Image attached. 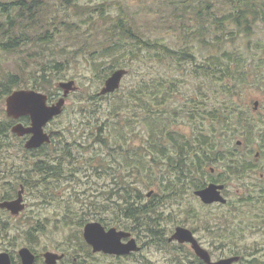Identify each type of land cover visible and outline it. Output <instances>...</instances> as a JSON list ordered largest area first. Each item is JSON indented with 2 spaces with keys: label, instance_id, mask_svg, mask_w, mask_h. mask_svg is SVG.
I'll list each match as a JSON object with an SVG mask.
<instances>
[{
  "label": "trees",
  "instance_id": "trees-1",
  "mask_svg": "<svg viewBox=\"0 0 264 264\" xmlns=\"http://www.w3.org/2000/svg\"><path fill=\"white\" fill-rule=\"evenodd\" d=\"M159 7L153 29L160 33L177 31L182 36V48H173L162 38L144 37L139 30L140 24L129 19L123 4L118 5V12H110L111 19H104L103 12L115 8V2L112 1L81 4L78 0H0V102H4L5 97L14 89L30 87L47 91L52 74L55 78L65 76V68L70 66V62L81 57L90 63L91 70H105L102 76L104 79L113 70L125 66L117 58L122 54L121 51L130 53L125 55L138 62L146 59L169 67L172 65L174 73L181 69L182 64H190L193 75L208 79L210 92L215 89V84L224 83L225 79H229L235 87H264V62L249 61L238 52L220 48L227 41L248 37L257 27H264V0H161ZM65 10H68L69 17L56 12L65 13ZM98 18L104 19L103 24L102 21L98 23ZM92 36H95L94 40ZM54 38L63 42L59 51H55L56 56L63 57L45 58L28 68L27 58L42 56L46 49H50L49 44ZM192 40L197 41L201 48L208 49L203 59L195 54L196 50L191 47ZM10 60L12 69L4 68L3 63ZM167 75L141 82L138 94L142 93L143 96L137 94L134 98L137 104L142 102L140 107H146L149 113H158L163 118L167 117L163 115L165 112L153 107L164 105L180 89V82L173 79L174 75ZM220 89L231 99H223L217 106L210 105L213 97L208 94L203 96L195 93L185 97L183 111L191 122L190 133L181 134L172 129L157 131L148 122V138L152 139L149 146H142L143 150L137 152L119 144L116 145L120 149L118 157L112 155L111 162L107 160L104 164L105 159L102 157L96 160L95 174L104 176L103 172L111 175L112 183L106 188L104 186L101 192L100 208L103 213L115 215V226L136 232L143 228L146 234L160 237L159 241H166L165 235H160L161 221L167 218L163 208L165 202L185 193L187 188L196 190L203 187L207 179H220L219 174L211 173V168L217 170L223 166L234 176L244 175L242 172L250 161L240 157L238 152L241 146L251 141L253 135L258 138L259 147L264 145V114L246 111L232 99L233 94L229 89L223 86ZM46 93L50 98L51 93ZM173 114L176 116L178 113ZM19 120L27 123L28 117L23 116ZM13 122L9 117L0 120V148L7 147L10 141L8 138L15 135L10 131ZM165 135H169L170 147L161 141ZM52 139L51 134L50 143L36 150L52 145ZM99 140L105 146V139L100 137ZM237 141H240V145ZM67 147L64 144V150L70 154L65 149ZM260 156H264V150H261ZM53 162L56 161L49 158L33 162L23 159L21 163L7 161L2 171L12 172V181L16 183L10 185L3 197L6 193L11 195L15 192L17 182L32 188V185L39 182L45 181L48 184L58 179L62 173L60 164L63 166L64 161L60 159L57 163ZM155 165L160 170L159 175L154 173ZM131 175L132 179L124 178ZM172 176L175 181H172ZM136 178L138 181L157 178L161 181L162 194L157 196L153 191L148 197L147 193L138 188ZM47 198L49 202L51 196L47 194ZM186 214L191 219L197 216L194 210L192 214L187 210ZM229 219V216L218 219L216 226L220 234L216 236H222V229L228 226L224 221ZM79 220V226L82 227L85 220ZM95 220L110 226L101 215ZM34 230L40 231L42 226L37 222L26 231L31 236ZM69 243L73 244L71 240ZM229 251L231 255H238L233 248ZM195 258L198 263L203 262Z\"/></svg>",
  "mask_w": 264,
  "mask_h": 264
},
{
  "label": "rangeland",
  "instance_id": "rangeland-1",
  "mask_svg": "<svg viewBox=\"0 0 264 264\" xmlns=\"http://www.w3.org/2000/svg\"><path fill=\"white\" fill-rule=\"evenodd\" d=\"M78 1L81 4H92V2L94 4L102 0ZM108 1L115 2V8L104 11V19H111L110 12H118V5L123 4L129 19L140 24L141 29L139 30L144 37L162 38L171 47L182 48L180 40L182 36L177 31L160 33L153 29L158 18L161 0ZM54 8L60 9L56 6ZM56 12L61 16L69 17L68 10H65V13ZM104 19L98 18V23L102 21L101 24H103ZM131 23L136 28V25ZM95 36H92L91 39L94 40ZM62 43L61 40L54 38L49 44L50 49H46L42 56L27 58L28 68L37 62H42L45 58L55 57L57 54L55 51H59ZM220 46V48L224 47L233 53L238 52L241 56L244 55L249 61L264 62V27L259 26L248 37H238ZM191 47L196 50L195 54L198 58L203 59V56L208 53V49L201 48L197 41L192 40ZM121 52L122 54L117 58L125 64L122 67L127 69V73L122 78L119 88L111 94H107L106 97L100 95L99 92L109 75L102 79L105 70H91L90 63L84 57L70 62V66L65 68V76L55 78L52 74L51 84L47 89L51 93L50 102L62 96V89L57 86L59 81L74 79L77 86L66 96L62 113L45 126L44 130L52 134V145L26 151L25 138L14 133L13 137L8 138L10 141L7 147L0 148L1 192L16 183V181H12V175H14L12 172L2 171L6 167L4 164L7 161L21 163L23 159L33 162L37 159L47 158L56 161L53 163H57L60 159L61 162L64 161L63 166L60 164L62 173L58 179L49 181L48 184L45 181L39 182L32 185V188L31 186L26 187L23 193L26 207L21 212L19 211L17 216L0 211V250L6 248L17 250L20 246L26 245L40 255L44 251L64 253V257L57 264H200L191 248L177 245L176 241L174 244L171 243V246L145 243L140 252L126 257L92 252L90 246L82 239L84 225L79 226L81 221L79 218L85 220L86 223L97 221L95 218L101 215L110 226L116 224L114 223V214L101 212V192L104 186L106 188L112 183V180L109 173L107 175L102 172L104 176L95 174L96 160L102 157L105 159L104 164L107 160L111 162L112 155L118 157L117 153L120 152V149L116 145L119 144L124 148L129 147L130 151L136 150L137 152L143 150L142 146H149L152 139L148 138L150 132L148 122H151V127H156L157 131L172 129L181 134L190 133L191 122L185 117L183 103L186 96L195 93H201L203 96L208 94L213 97L210 99V105L217 106L218 102L228 99L220 89L223 86L232 92L231 97L239 107L250 113L261 114L264 112V87L250 85L235 87L229 79H225L224 83L215 84V89L213 88L210 92L208 79L204 76L193 75L190 64H182L181 69L174 73L172 65L169 67L166 64L161 65L146 59L138 62L125 55L130 53ZM56 57L60 59L63 56ZM3 67L12 69L11 60L5 61ZM167 74L174 75L173 79L180 82V89L164 105L153 107V109H161L162 112H165L163 115L167 117L163 118L158 113H149L146 107H140L142 102L137 104L134 98L138 94L141 82H147L149 79L155 80L161 76L166 77ZM214 90L215 94L212 95ZM47 91L42 92L47 94ZM138 95L143 96L142 93ZM255 101H257L256 108L259 110L256 113L253 111ZM173 113L178 114L173 116ZM5 117H7L5 102H0V120ZM99 129L102 131L100 132ZM168 136L165 135L161 139L166 147H170ZM100 137L105 139V146L100 142ZM241 137L243 136L241 135ZM252 137L251 141L243 148L264 150V145L259 147L258 138L255 135ZM64 144L68 145L65 149H68L70 154L64 150ZM246 160L254 161L253 155ZM258 162L257 170L247 171L240 178L225 176L228 180L225 184L224 195L230 202L226 206H202L193 190L188 188L185 193L165 202L163 208L167 218L161 221L162 235L167 238L172 235L177 225H183L194 230L195 236L209 250L213 259L230 257L229 249L233 248L241 258L232 264H264V157ZM158 171L160 172L155 165V175H159ZM260 176L263 178L262 181H259ZM124 178L132 179L133 175ZM171 178L172 181H175L174 176ZM136 181L138 188L143 193L146 194L152 190L157 196L162 194L161 181L157 178L152 181H138L136 178ZM167 182L164 181V183ZM20 183L22 182H17L15 185V196L18 189L20 190ZM47 194L51 196L49 202ZM187 210L191 214L193 210L196 211L197 216L191 219L186 214ZM222 216L230 217L229 220L224 221L228 226L225 230L222 229V236H216L220 234L216 223ZM37 222L42 226V230H34L30 236L26 230L35 226ZM221 223L219 222V224ZM131 232L141 243L144 240L147 241L143 238L147 237L144 235L143 228H140L138 232ZM69 240L73 243L72 245Z\"/></svg>",
  "mask_w": 264,
  "mask_h": 264
},
{
  "label": "water",
  "instance_id": "water-1",
  "mask_svg": "<svg viewBox=\"0 0 264 264\" xmlns=\"http://www.w3.org/2000/svg\"><path fill=\"white\" fill-rule=\"evenodd\" d=\"M127 73L125 68H117L113 70L105 79L99 94L104 95L117 90L121 84L122 78ZM57 86L62 89V96L57 100L49 102L48 95L31 88L14 89L5 97V113L8 117L15 120L22 116L29 117V124L22 122L14 123L11 131L18 136L29 135L24 142L26 149L38 148L43 144L51 141L50 134L44 129L46 124L55 116L61 114L65 105V98L70 91L77 88L75 80H61ZM256 107L257 101L254 102ZM239 144V141L237 142ZM223 184L210 182L206 186L194 191L203 203L226 202V198L222 195L221 190ZM149 192L148 194H150ZM21 190L17 198L13 200H5L0 202V207L10 210L12 214H17L24 206L21 204ZM130 232L117 229L116 227L105 228L98 221L87 222L83 227V237L85 241L92 247L93 252H103L107 254L125 255L131 251H136L139 246L135 238L130 237ZM124 238H128L123 241ZM169 240L178 242H189L197 256L204 260L207 264H232L239 259L238 256L222 257L217 260H211L210 255L194 237L192 231L184 226H176ZM22 264H33L35 255L27 247L19 250ZM46 264H56L63 257V254L46 251L43 254ZM0 264H10L9 256L5 252H0Z\"/></svg>",
  "mask_w": 264,
  "mask_h": 264
},
{
  "label": "flooded vegetation",
  "instance_id": "flooded-vegetation-1",
  "mask_svg": "<svg viewBox=\"0 0 264 264\" xmlns=\"http://www.w3.org/2000/svg\"><path fill=\"white\" fill-rule=\"evenodd\" d=\"M253 111L256 113V112H258L259 110L256 108V107H253ZM264 114V112H262L261 113V115H263ZM238 145H240V144H238ZM238 154H239V156L240 157H243V159H246V158H248V157H250L251 155H253V157H254V161H250V163H249V165H248V167H245L246 169L244 170V172H242L243 174H246V172L247 171H255V170H257V168H258V166H259V162L258 161H260V159H262L264 156H260L261 155V149H256V148H252V149H250V150H248V148H246V149H244L242 146L240 147V149H239V152H238ZM215 169H212L211 168V173L213 174V175H216V174H219L220 175V179H218V180H214V179H207V182H206V184H205V186L208 184V183H210V182H213V183H218V184H223L224 185V188L221 190V193H222V195L227 199V201L225 202V203H221V202H212V203H209V204H207V203H203L197 196H196V198L199 200V202L202 204V206H205V207H208V206H212V205H219V206H226L227 204H228V198L224 195V193H225V191H226V187H225V184L226 183H224V182H217V181H227L228 180V178H226L225 176L227 175V176H234L233 174H231L230 173V171H228V168L227 167H223V166H221V167H219V169H217V170H215ZM261 176H262V173L260 174ZM259 177V181H262L263 180V178L262 177ZM236 177H238V178H240L239 176H236ZM7 183V182H6ZM8 184V183H7ZM9 189V188H8ZM8 189H6V190H8ZM20 190H21V196H22V202H21V204L24 206V208L26 207V202H25V199H24V195H23V193H24V191L26 190V186H24L23 184H21L20 183ZM5 192V191H4ZM4 192H1L0 191V202H2V201H5V200H13V199H15V198H17L18 197V195H19V189H18V191L16 192V196L14 195V192L11 194V195H9V194H5L4 195V197H3V194H4ZM148 197H149V195H147ZM24 208L22 209V210H24ZM21 210V211H22ZM0 211H3V212H5V213H9L10 215H12V216H17L20 212H18L17 214H12L11 212H10V210H8V209H6V208H2V207H0ZM222 224V223H221ZM115 226V225H114ZM177 226H183V225H177ZM115 227H119V226H115ZM186 228H188V227H186ZM220 228V227H219ZM120 229L121 230H124V231H128V232H130V237H133V238H135V240H136V242H137V244H138V246H139V249L138 250H136V251H131L129 254H125V255H121V256H117V255H111V256H115V257H126V256H129V255H134L135 253H138V252H140L142 249H143V245L146 243V244H151V243H153L154 245H157V246H159V245H170L171 246V243H173L174 244V241H171V240H169V237L171 236H168L167 237V241H159L158 239L160 238V237H153V235L152 234H146V233H144V235L145 236H147V237H143V238H145V239H147V241H143V243H141L140 241H139V239H137L136 237H134L133 235H132V232H131V230H128V229H124V228H122V227H120ZM190 229V228H189ZM191 231H192V233L194 234V230L193 229H190ZM162 233L163 232H161L160 233V235L162 236ZM195 235V234H194ZM197 238V237H196ZM128 238H124L123 239V241H126ZM199 241V240H198ZM177 245H185V246H188V248H191L192 249V247H191V244L189 243V242H185V243H176ZM199 244L204 248V249H206L207 251H208V253H209V255H210V258H211V260H217V259H213L212 258V255H211V253L209 252V250L206 248V247H204L201 243H200V241H199ZM22 247H27V248H29L30 250H31V252L35 255V260H34V263L33 264H46V262H45V260H44V257H43V254L46 252V251H44L43 253H41V255L40 254H36L35 252H34V250H33V248H30V247H28V246H26V245H22V246H20L17 250H15L14 248H12V250L11 249H2V250H0V252H5V253H7L8 254V256H9V262H10V264H22V260H21V256H20V254H19V250L22 248ZM192 251H193V249H192ZM195 253V252H194ZM199 258V257H198ZM222 258V257H221ZM201 261H203L202 263L203 264H207L204 260H202L201 258H199ZM218 259H220V258H218ZM59 261H57L56 262V264L58 263ZM201 263V264H202Z\"/></svg>",
  "mask_w": 264,
  "mask_h": 264
}]
</instances>
